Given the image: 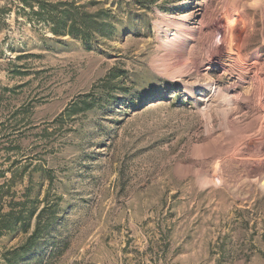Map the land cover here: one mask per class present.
Listing matches in <instances>:
<instances>
[{
	"label": "rangeland",
	"instance_id": "obj_1",
	"mask_svg": "<svg viewBox=\"0 0 264 264\" xmlns=\"http://www.w3.org/2000/svg\"><path fill=\"white\" fill-rule=\"evenodd\" d=\"M49 1L115 33L4 19L0 166L25 159L13 189L53 213L13 264H264V0ZM27 237L1 235L0 264Z\"/></svg>",
	"mask_w": 264,
	"mask_h": 264
},
{
	"label": "trees",
	"instance_id": "obj_2",
	"mask_svg": "<svg viewBox=\"0 0 264 264\" xmlns=\"http://www.w3.org/2000/svg\"><path fill=\"white\" fill-rule=\"evenodd\" d=\"M0 2L3 3L0 6V30L4 26L5 17L11 15L14 10L16 17L23 18L27 23L47 27L54 36H68L79 40L86 47L92 46L99 38H111L115 33V17L111 16V11L100 9L90 12L86 5H76L74 2L68 1L0 0ZM85 104L84 109L90 108V105ZM3 124L0 123V126ZM2 138L9 137L4 136ZM11 149V146L6 147L4 151L8 154ZM23 160L25 159L11 162L5 170L1 169L0 166V180H3L0 182V236L16 233L28 235L23 243L4 255L7 264L22 260L25 255L37 248L40 238L48 232L51 226L53 215L51 213L47 219L49 207L39 210L36 206L37 194L35 197L30 195L32 178H30L28 186H25L22 194L13 189L16 185L22 184V180L16 182V177L18 174L20 176L21 170L26 169V166L22 167L20 172L19 167L16 171H13V168L21 165ZM37 169L40 167L38 166ZM7 173L12 174L11 179L6 177ZM41 176L44 177L43 174ZM222 252L221 255H223ZM214 264L224 263L218 259Z\"/></svg>",
	"mask_w": 264,
	"mask_h": 264
},
{
	"label": "bare ground",
	"instance_id": "obj_3",
	"mask_svg": "<svg viewBox=\"0 0 264 264\" xmlns=\"http://www.w3.org/2000/svg\"><path fill=\"white\" fill-rule=\"evenodd\" d=\"M257 26V25H256ZM257 28V27H256ZM264 37V28L262 27V29H259V30H255L253 32V34H251L248 38V40L250 39L251 41H257V40H260L261 38ZM248 42V41H246ZM252 44V43H251ZM245 46H243V49L241 47L242 50H244ZM246 49V48H245ZM235 101H239V99L237 98H234Z\"/></svg>",
	"mask_w": 264,
	"mask_h": 264
}]
</instances>
